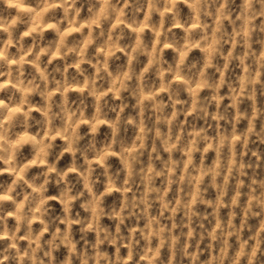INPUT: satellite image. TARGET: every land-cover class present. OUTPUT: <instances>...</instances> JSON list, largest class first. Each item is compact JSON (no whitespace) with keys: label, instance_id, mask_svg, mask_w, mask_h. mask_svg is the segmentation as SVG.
<instances>
[{"label":"clouds","instance_id":"clouds-1","mask_svg":"<svg viewBox=\"0 0 264 264\" xmlns=\"http://www.w3.org/2000/svg\"><path fill=\"white\" fill-rule=\"evenodd\" d=\"M0 264H264V0H0Z\"/></svg>","mask_w":264,"mask_h":264}]
</instances>
